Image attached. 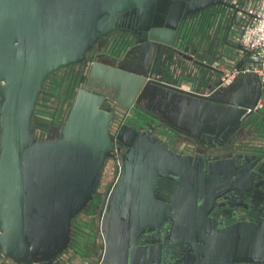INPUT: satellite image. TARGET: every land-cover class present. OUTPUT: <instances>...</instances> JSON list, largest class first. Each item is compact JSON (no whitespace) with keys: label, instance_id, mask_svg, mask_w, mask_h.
Segmentation results:
<instances>
[{"label":"water","instance_id":"water-1","mask_svg":"<svg viewBox=\"0 0 264 264\" xmlns=\"http://www.w3.org/2000/svg\"><path fill=\"white\" fill-rule=\"evenodd\" d=\"M162 5L165 0H0L3 259L12 264H53L60 257L70 242L71 221L94 194L96 172L112 147L106 134L110 112L100 109L108 97L86 88L77 92L60 138L35 142L29 125L43 81L60 68L79 64L99 37L114 30L120 13L136 10L147 24L153 8L158 11ZM219 5L227 12L228 30L238 26V9L230 2L174 0V26L166 19L164 30L151 31L144 39L168 47L179 18ZM142 47L127 67L91 64L87 79L95 87L110 89L115 96L111 101L125 109L140 101L171 102L176 111L168 114L170 119L193 125L200 142L216 138L225 123L238 122L255 105L257 97L246 100L252 87L248 75L239 78L237 90L208 85L203 93L194 92V80L189 92L178 89L179 80L174 87L147 80L142 58L149 52ZM234 49L241 51L239 46ZM199 77L198 82L204 81L205 76ZM177 96L182 99L174 106ZM126 130L128 141L121 135L117 139L128 154L118 161L112 192L108 199L106 192L98 209L102 245L97 264H264L263 228L244 223L214 231L206 219L207 205L233 183L244 182L238 173L229 176L207 163L205 174L191 186L180 183L166 204L157 202L154 189L159 178L182 179L174 171V153ZM164 223L170 227L164 245L137 244L139 236L157 232Z\"/></svg>","mask_w":264,"mask_h":264},{"label":"flooded vegetation","instance_id":"flooded-vegetation-1","mask_svg":"<svg viewBox=\"0 0 264 264\" xmlns=\"http://www.w3.org/2000/svg\"><path fill=\"white\" fill-rule=\"evenodd\" d=\"M222 1L231 2L229 0ZM171 8L172 14L169 15ZM160 9H164L165 13L159 12ZM160 9L156 11V7L153 8L147 24L136 10L128 9L120 13L117 17L114 30L104 37H99L89 51L84 54L83 60L79 64L60 68L48 75L43 81L40 94L34 106L29 125V134L35 142H54L60 138L61 128L66 121V117L78 91L86 88L89 91L106 96L108 98H103L100 109L103 112H110L106 134L112 147L107 152L96 172L94 194L88 204L96 197V201L100 206L105 200L106 192H108L107 199L111 194L119 173L118 161L121 157H125L128 154L127 148L117 137L121 135V139L128 141V130H126L128 128L137 133V136H141L146 140H153L154 145L174 153V171L180 172L182 179L179 182L174 178L173 182L170 176L165 179L159 178L154 189L155 201L166 204L173 189L175 191L180 186V183L191 186L193 182H196V180L205 174V165L208 163V166L213 168L221 167V172H226L229 176L238 173L237 177L240 180L244 179V182L233 183L231 189L224 192L220 197L215 198L211 205H207L206 211L209 212L206 215V219L210 222L211 229L217 231L230 225L246 223L248 225L260 226L264 230V164H260L264 163V150H242L238 147L240 140L250 134L249 131L254 125V120H257L256 127L262 130L260 135L264 136V90L254 77L248 75L252 87L249 88L246 97L247 101L257 97L253 108L246 110V115L240 118L238 122L232 120L225 123L222 130L220 129L223 124L219 123L218 127L216 126V129L220 130L219 135L213 139H203L202 142H200L199 138L195 137V127L193 125L189 123L180 125L178 124L180 123L178 120L170 119L168 114L176 111L175 107L174 110L172 109L173 104L171 102L161 104L140 101L137 104H132L129 109H125L111 101V98L115 96L110 89L95 87L93 82L87 79L88 69L93 63H101L113 68H118L122 65L127 67V64L132 62L133 57L137 56L138 46L144 44L142 49L145 48V52H149L144 54L142 58L146 64L147 80L171 87H174V83L179 80L178 89L189 92L192 85L190 80H194V78H191V72L194 69L188 63L195 62L199 64V62L194 61L192 56L189 55L190 52L194 51L192 48L193 32L190 29L191 25L195 22V18L207 16L210 13H213L216 22H220L226 10L223 6L219 5L206 8L194 15H189L183 20L179 18L175 29V38L173 37L172 44L167 47L150 44L144 39L151 31L164 30L166 19H169L167 22L174 26V0H165V6L162 5ZM160 19L162 22L159 21ZM225 24L224 29L226 33L228 24L226 26ZM143 29L146 30L143 31ZM201 29L203 31V27ZM170 32H173L174 36V29ZM226 46L228 52L224 56H220L223 61L220 66L218 65L221 67L220 69L218 67L213 68L203 62L201 63L202 66L215 71L214 84L205 83L204 89L208 85L214 86L215 89L232 86L233 91L240 87L239 78L242 76L234 77L226 86L221 85L220 79L222 74L228 72L222 68L223 66L227 67L226 63L229 64L230 71L235 69L236 65H240L239 67H241L246 62V55L242 51L234 49L237 45L226 43ZM174 62L176 64L175 68L179 70V72L177 71L179 75H177L176 79H174ZM194 66L197 67V65ZM69 68L77 73L76 81L81 86L75 90L71 106L63 114L62 123L50 129L48 134H45L42 130L40 134H36L39 128L33 123L32 119L36 106L42 98L41 94L44 92V84L58 71L63 72ZM201 75L203 74L197 71L196 75H194L196 76L195 80ZM204 89L200 92L194 89V92L203 93ZM177 98L181 97L177 96L174 99V106L178 102ZM169 119L170 121L168 122ZM193 162L194 167L189 168ZM220 162L224 163L218 164ZM101 185L102 192L99 193L98 189ZM74 219H72L71 224ZM169 230V225L164 223L157 232L141 235L136 242L137 244H153L159 247L167 242Z\"/></svg>","mask_w":264,"mask_h":264},{"label":"rangeland","instance_id":"rangeland-1","mask_svg":"<svg viewBox=\"0 0 264 264\" xmlns=\"http://www.w3.org/2000/svg\"><path fill=\"white\" fill-rule=\"evenodd\" d=\"M235 1L238 4L243 5L252 0ZM195 20L196 18L194 21ZM202 22L205 23L204 26H202V23L197 26L198 22L196 21L191 25L190 29L193 32L192 38H205L206 41L209 36L208 39L210 42H207L206 44L211 43L209 49L210 52H208V56L207 53H204L206 55V64L212 67L216 66L220 69L221 67L219 66L223 63L220 56H224L225 53L228 52L226 49L227 46L221 44V41L215 42V40H213L214 32L212 29L217 23L213 14H210L208 18L203 19ZM201 27H203V31ZM226 65L227 67L223 66L222 68L229 72V64L226 63ZM76 79L77 73L69 68L63 72L58 71L52 78L45 82L44 92L41 94L42 98L38 102L34 114L35 124L37 128H39V130L37 129L36 134H40L42 131L45 132V134H48L50 129H53L54 126H58L62 123L63 114L65 113V110L71 106L75 90L81 86ZM253 122L254 125L249 131L250 134L240 140L238 147L242 150H264V136L260 135L262 130L259 129V127H256L257 120H254ZM98 190L99 193L102 192V185ZM99 207V203L96 201L95 197V199H93L91 203H89L74 219L70 228L69 245L53 264H97L102 245L97 222Z\"/></svg>","mask_w":264,"mask_h":264},{"label":"built area","instance_id":"built-area-1","mask_svg":"<svg viewBox=\"0 0 264 264\" xmlns=\"http://www.w3.org/2000/svg\"><path fill=\"white\" fill-rule=\"evenodd\" d=\"M230 3L238 9L240 21L232 42L246 55V62L238 69L223 73L221 85L226 86L234 77L249 75L256 79L264 90V0H252L238 4Z\"/></svg>","mask_w":264,"mask_h":264},{"label":"crops","instance_id":"crops-1","mask_svg":"<svg viewBox=\"0 0 264 264\" xmlns=\"http://www.w3.org/2000/svg\"><path fill=\"white\" fill-rule=\"evenodd\" d=\"M209 16L210 15H207V16L204 15V16L197 17L196 20H195L196 22H198L197 26L200 23H202V26H204L205 23L202 22V21H203V19L208 18ZM227 21H228L227 12L225 11V15L223 16L222 21L217 22L216 25H214V27L212 29L213 32H214L213 40H215V42L221 41V44H224V45H226V43H233L232 42V37L237 33L238 29H237V26H236V27H232L231 29L228 30V26H227V30H226V33H225L224 23H226L225 24V26H226L228 24ZM206 30H207V28H206ZM222 33H223V35H222ZM208 38H209V36H208ZM208 38H207L206 41H205V38H202V39L193 38V40H192V43H193L192 44V48L194 49V51L193 52H190L191 50L189 51L190 52L189 55L192 56L193 60L199 62V64H196L195 62H190V63L187 62L188 64L191 65L192 69H194L191 72V76H192L191 78L192 79L194 78V81H197L196 85H195V90L197 92H200V91H202L204 89V84L205 83L214 84V81H215V73L210 71L208 68H206V67L201 65L202 62L206 64V55L205 54L207 53V51H209L210 46H211L210 45L211 43L206 44L207 42H210V40ZM207 56H208V53H207ZM193 64L197 65V67H195ZM175 65L176 64L174 62V79H176L177 75H179V73H177V71L179 72V70L175 68ZM213 68H217V67L213 66ZM197 71H198V73H202L203 74L202 76H205L204 81H202L201 79H200V82H198V80H195L196 76H194V75H196ZM182 86H184V85H182ZM0 264H12V263L9 260L3 259L2 256L0 255Z\"/></svg>","mask_w":264,"mask_h":264},{"label":"trees","instance_id":"trees-1","mask_svg":"<svg viewBox=\"0 0 264 264\" xmlns=\"http://www.w3.org/2000/svg\"><path fill=\"white\" fill-rule=\"evenodd\" d=\"M33 123H35V117L33 116V119H32Z\"/></svg>","mask_w":264,"mask_h":264}]
</instances>
